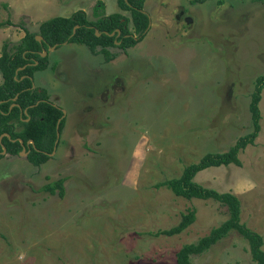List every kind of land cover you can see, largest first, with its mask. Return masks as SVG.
Returning <instances> with one entry per match:
<instances>
[{"label": "rangeland", "instance_id": "rangeland-1", "mask_svg": "<svg viewBox=\"0 0 264 264\" xmlns=\"http://www.w3.org/2000/svg\"><path fill=\"white\" fill-rule=\"evenodd\" d=\"M104 1L99 9L120 10L116 0ZM99 3L0 0V20H7L0 45L77 4L92 19ZM146 7L142 38L112 48L110 60L62 42L33 72L31 86L63 110V125L40 164L23 152L0 157V264H175L182 243L227 216L217 200L153 184L251 130L249 93L264 72V0H146ZM258 107L260 127L239 150L240 163L207 166L193 179L233 192L240 220L260 233L264 249V87ZM58 177L65 178L62 196L40 189ZM190 208L194 220L179 233H152ZM190 260L253 264L234 229Z\"/></svg>", "mask_w": 264, "mask_h": 264}, {"label": "trees", "instance_id": "trees-1", "mask_svg": "<svg viewBox=\"0 0 264 264\" xmlns=\"http://www.w3.org/2000/svg\"><path fill=\"white\" fill-rule=\"evenodd\" d=\"M202 1V0H190ZM120 9L128 10L129 15L116 10L101 13L92 19L86 17L82 9L69 15H52L38 23L37 31L24 30L15 42L3 41L0 45V157L17 154L23 147L25 157L32 164L45 161L52 149L55 138V124L59 131L63 125L61 109L49 100L44 88L31 86L35 70L46 66V54L41 55L51 45L62 42L81 43L92 54L99 53L104 61L116 55L112 48L125 50L142 38L149 16L143 10V0H116ZM97 6H100V3ZM7 20H0V26ZM40 35L37 39L35 36ZM264 87V72L257 74L249 93L247 109L251 130L238 135L234 142L222 151L203 153L198 159L183 165L179 175L155 182L163 185L175 195L185 198H211L226 208L227 216L218 224L210 227L207 233L195 241L182 243L174 252L175 264H192L191 254L208 248L211 244L234 229L247 242V249L253 264H264V249L259 232L248 227L239 218L240 202L230 191H218L204 186L193 179L196 171L212 165L239 164L238 152L247 143H252L259 130L260 111L258 101ZM20 140V141H19ZM28 140H31L29 142ZM57 144V142H56ZM55 144V145H56ZM4 151L1 152V147ZM64 177H58L41 184L40 189L53 193L57 189L63 195ZM194 209L179 214L177 221L169 226L152 231L154 235H173L182 231L194 220Z\"/></svg>", "mask_w": 264, "mask_h": 264}, {"label": "water", "instance_id": "water-1", "mask_svg": "<svg viewBox=\"0 0 264 264\" xmlns=\"http://www.w3.org/2000/svg\"><path fill=\"white\" fill-rule=\"evenodd\" d=\"M147 25H149V20H148V23H147ZM37 39H39L40 38V35H36L35 36ZM54 44L53 45H51V46H49L48 48H47V50H50V49H52V48H54ZM41 55H43V54H45L46 53V50H42L41 52ZM61 116H63V110L61 109ZM57 123H58V119H57V121H56V124H55V138H54V141H53V146H52V149L48 152V154L49 155H51L52 153H53V151H54V147H55V144H56V142H57V138H58V130H57ZM20 141V140H19ZM29 142H31V140H28ZM4 151V147L2 146L1 147V152H3ZM19 152H23V153H25V151H24V148L22 147L21 149H20V151Z\"/></svg>", "mask_w": 264, "mask_h": 264}, {"label": "crops", "instance_id": "crops-1", "mask_svg": "<svg viewBox=\"0 0 264 264\" xmlns=\"http://www.w3.org/2000/svg\"><path fill=\"white\" fill-rule=\"evenodd\" d=\"M101 3H100V6L98 7V9L102 6V3H103V6H106V3H105V1L104 0H99ZM77 7H76V9H82V10H84L85 11V8L83 7V6H80L79 4H77L76 5ZM115 6H116V1H115ZM117 7V6H116ZM103 8H104V10H103ZM119 8V7H118ZM120 9V8H119ZM143 9L148 13V16H149V18H150V14H149V11H147V7H146V0H144L143 1ZM121 10H123V9H120V10H118V11H120V12H122ZM128 11V10H127ZM97 15H99V14H101V13H104V14H106V13H108V12H105V7H102V10L101 9H99V10H97ZM123 13V12H122ZM124 14V13H123ZM96 15V16H97ZM126 15V14H125ZM128 15H129V11H128ZM90 19V18H89ZM149 24H150V19H149Z\"/></svg>", "mask_w": 264, "mask_h": 264}]
</instances>
